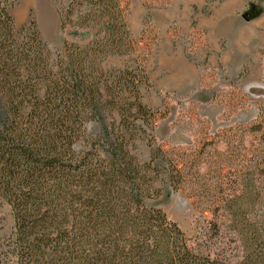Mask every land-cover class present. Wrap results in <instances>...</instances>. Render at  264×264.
Here are the masks:
<instances>
[{
	"label": "trees",
	"instance_id": "trees-1",
	"mask_svg": "<svg viewBox=\"0 0 264 264\" xmlns=\"http://www.w3.org/2000/svg\"><path fill=\"white\" fill-rule=\"evenodd\" d=\"M66 27L89 30L91 39L53 53L35 23L17 27L0 0V201L13 223L3 261L264 264V157L227 200L222 221L188 238L145 205L160 195L158 180L176 190L183 175L160 147L147 162L134 155L155 126V112L141 102L143 69L103 67L135 51L120 0H67ZM89 122L99 128L93 137ZM248 132L264 147V123Z\"/></svg>",
	"mask_w": 264,
	"mask_h": 264
},
{
	"label": "rangeland",
	"instance_id": "rangeland-1",
	"mask_svg": "<svg viewBox=\"0 0 264 264\" xmlns=\"http://www.w3.org/2000/svg\"><path fill=\"white\" fill-rule=\"evenodd\" d=\"M7 2L16 26L33 21L53 53L66 41L83 46L91 39L89 30L61 28L67 0ZM120 2L135 51L103 67H141V102L155 112L154 130L136 141L134 155L147 162L151 149L160 147L183 175L176 190L158 180L160 195L145 205L161 209L194 239L212 221H222L227 200L244 190L252 166L264 157L259 137L248 132L264 123V0ZM85 131L93 137L99 128L89 122ZM84 145L80 141L76 149ZM12 224L0 201V246ZM0 264L14 262L0 255Z\"/></svg>",
	"mask_w": 264,
	"mask_h": 264
},
{
	"label": "bare ground",
	"instance_id": "bare-ground-1",
	"mask_svg": "<svg viewBox=\"0 0 264 264\" xmlns=\"http://www.w3.org/2000/svg\"><path fill=\"white\" fill-rule=\"evenodd\" d=\"M20 14V13H19Z\"/></svg>",
	"mask_w": 264,
	"mask_h": 264
}]
</instances>
